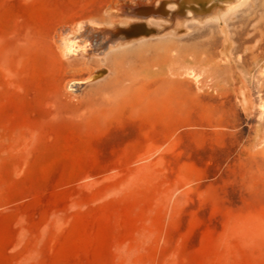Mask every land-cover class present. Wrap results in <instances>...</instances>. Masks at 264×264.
Wrapping results in <instances>:
<instances>
[{"label": "rangeland", "instance_id": "1", "mask_svg": "<svg viewBox=\"0 0 264 264\" xmlns=\"http://www.w3.org/2000/svg\"><path fill=\"white\" fill-rule=\"evenodd\" d=\"M136 1L0 0V264H264V118L235 80L264 99V0L120 47L90 83L105 63L55 55L57 26Z\"/></svg>", "mask_w": 264, "mask_h": 264}, {"label": "bare ground", "instance_id": "2", "mask_svg": "<svg viewBox=\"0 0 264 264\" xmlns=\"http://www.w3.org/2000/svg\"><path fill=\"white\" fill-rule=\"evenodd\" d=\"M155 1H157L156 5H154ZM247 1L249 0H137L136 3H132L133 5L127 4L128 6L109 3L106 7V15L109 21L98 22L105 24L104 28L95 27L94 23H89L92 22L89 21L90 19H74L69 23L60 24L50 35L52 48L60 61L68 62L71 70H74V64L81 60L97 59L98 62L105 63L106 67L87 70L89 72L84 81L90 83L99 79L98 72L101 69L107 70L109 68L110 71H113L110 68L112 66L115 68L114 71H123L120 66L122 54L113 53L118 48L133 41L172 33L171 30H174V35L180 36L188 31L187 28L181 30L185 26L186 20H194L196 23L202 24L211 18L220 19L226 14L234 12L241 5L248 3ZM170 2L175 7L173 11L167 6ZM150 17L159 19V21L163 18L164 20L168 18V22L169 20L172 21L167 28L160 30L153 26L154 24L149 23L147 19ZM90 24L92 25L90 26ZM222 28L224 27L222 26ZM88 41L89 44H86ZM87 48L93 50L94 53L88 54ZM256 75L264 78L262 71L257 72ZM239 76L241 75L239 74ZM73 78L75 77L68 76L64 79L65 89L68 86L71 87L69 81ZM239 78L241 79V77L235 76L236 99L242 111L246 116H251L255 111L257 117L264 118V99L260 97V94L253 95L251 89L246 85L247 83L245 84V81L242 82ZM67 90L69 91V88Z\"/></svg>", "mask_w": 264, "mask_h": 264}, {"label": "crops", "instance_id": "3", "mask_svg": "<svg viewBox=\"0 0 264 264\" xmlns=\"http://www.w3.org/2000/svg\"><path fill=\"white\" fill-rule=\"evenodd\" d=\"M238 104H239V103H238ZM240 109H241V107H240ZM241 111H242V109H241ZM242 113H243V115H244L245 117H249V116H246L245 113H244L243 111H242Z\"/></svg>", "mask_w": 264, "mask_h": 264}]
</instances>
